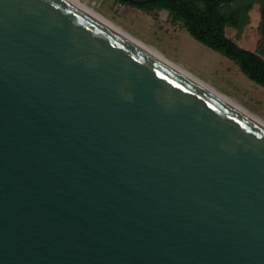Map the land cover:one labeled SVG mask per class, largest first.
I'll return each mask as SVG.
<instances>
[{
  "label": "water",
  "instance_id": "95a60500",
  "mask_svg": "<svg viewBox=\"0 0 264 264\" xmlns=\"http://www.w3.org/2000/svg\"><path fill=\"white\" fill-rule=\"evenodd\" d=\"M0 264H264V124L70 0H0Z\"/></svg>",
  "mask_w": 264,
  "mask_h": 264
},
{
  "label": "rangeland",
  "instance_id": "374dc122",
  "mask_svg": "<svg viewBox=\"0 0 264 264\" xmlns=\"http://www.w3.org/2000/svg\"><path fill=\"white\" fill-rule=\"evenodd\" d=\"M81 1L264 122V88L249 81L230 60L195 41L167 12L144 13L119 6L114 0ZM249 16L250 24L241 35L232 29H227L226 35L240 47L255 52L259 8L255 6Z\"/></svg>",
  "mask_w": 264,
  "mask_h": 264
},
{
  "label": "trees",
  "instance_id": "16d2710c",
  "mask_svg": "<svg viewBox=\"0 0 264 264\" xmlns=\"http://www.w3.org/2000/svg\"><path fill=\"white\" fill-rule=\"evenodd\" d=\"M123 7L144 13L165 11L199 44L234 63L252 83L264 88V0H154L135 3L114 0ZM260 12L259 41L255 52L240 47L226 35L227 29L241 35L250 24L249 13Z\"/></svg>",
  "mask_w": 264,
  "mask_h": 264
},
{
  "label": "bare ground",
  "instance_id": "6f19581e",
  "mask_svg": "<svg viewBox=\"0 0 264 264\" xmlns=\"http://www.w3.org/2000/svg\"><path fill=\"white\" fill-rule=\"evenodd\" d=\"M73 3H75L76 5H78L79 7L83 8L84 10H86L87 12H89L90 14L94 15L95 17L99 18L100 20H102L103 22L107 23L108 25L112 26L113 28L117 29L118 31L122 32L123 34L127 35L128 37H130L131 39L135 40L136 42H138L139 44L143 45L144 47L148 48L149 50H151L152 52L156 53L157 55H159L160 57H162L163 59H165L166 61H168L169 63H171L172 65H174L175 67H177L178 69H180L181 71H183L184 73H186L187 75H189L190 77H192L193 79H195L196 81H198L199 83H201L202 85H204L205 87L209 88L210 90H212L213 92H215L216 94H218L219 96H221L222 98L226 99L227 101H229L230 103H232L233 105H235L236 107H238L239 109L243 110L244 112H246L247 114H249L250 116H252L253 118H255L256 120L260 121L261 123L264 124V122L262 120H260L258 117L254 116L253 114H251L249 111L245 110L244 108H242L240 105H238L237 103H235L233 100H231L230 98L220 94L219 92H217L215 89H213L211 86L205 84L203 81H201L200 79L196 78L195 76H193L191 73H189L187 70H184L183 68H181L180 66L172 63L171 61L167 60L162 54H160L158 51L154 50L153 48L145 45L144 43H142L141 41L135 39L134 37H132L131 35H129L128 33H126L125 31H123V29H120L119 26H115L113 24V22L107 20L105 17H103L102 15H100L99 13H97L96 11H94L92 8H90L89 6H87L85 3H83L81 0H70Z\"/></svg>",
  "mask_w": 264,
  "mask_h": 264
},
{
  "label": "built area",
  "instance_id": "2783aa9c",
  "mask_svg": "<svg viewBox=\"0 0 264 264\" xmlns=\"http://www.w3.org/2000/svg\"><path fill=\"white\" fill-rule=\"evenodd\" d=\"M119 6H121L120 4H118Z\"/></svg>",
  "mask_w": 264,
  "mask_h": 264
}]
</instances>
